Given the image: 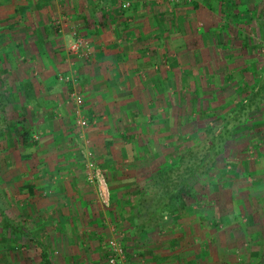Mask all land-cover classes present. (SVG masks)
Returning a JSON list of instances; mask_svg holds the SVG:
<instances>
[{
	"label": "crops",
	"instance_id": "obj_1",
	"mask_svg": "<svg viewBox=\"0 0 264 264\" xmlns=\"http://www.w3.org/2000/svg\"><path fill=\"white\" fill-rule=\"evenodd\" d=\"M86 1H81V5L88 6ZM115 2L117 0L97 1L101 11H104L102 20L99 19L103 27L109 28L107 24L111 15L108 10ZM131 2L132 7L126 9L128 13L120 14L118 18L112 17L111 24L116 23L117 28L112 26L114 30L108 31L98 26L101 28L97 31L98 35L93 39L92 35L86 36L93 43L89 46V42L85 41L90 48L82 47L80 54H74L70 50L71 53L60 51L56 44L57 32L50 10L54 0H0L1 112V104L6 103L0 117V148L3 151L0 153V184L3 189L0 190L6 200V207H0V214L6 216H3L5 221L0 227L3 230L15 226L21 234H27L28 230L33 233H41L43 229L51 230L49 233L57 230L60 235L56 238L52 234L49 241H43V238L39 239L29 232L32 238L18 240L24 247L18 253L10 252L7 248L9 244L17 245L18 241L9 240V244L0 242V264H43V246H48L51 251L53 264H59L62 249L64 262L67 263L77 260L89 264L93 261L92 257L99 261L98 247L102 249L104 246L107 250L109 241L108 238L104 239L103 231L109 229L113 234V226L120 228L113 215L127 211L124 205L118 208L119 196L126 204L127 199L136 198L138 187L134 184L140 180L144 182L158 169H154L155 161L152 158L148 169L142 168L145 165L143 161H146L145 153L137 155L136 163H133L139 165L137 169L131 167L133 164L129 163L130 160H125V163L113 158L110 154L115 147L113 141H116L109 133L111 125L103 126L102 122L98 128L90 125L85 134L91 139L95 152L96 149L100 150L97 151L102 157L100 164L110 174L111 204L104 209L97 186L87 179L81 147L83 137L78 133L75 104L70 97L73 88L82 90L86 100L83 112L91 118H122L127 112L128 117L133 113L137 118L138 104L146 102L150 108L156 105L159 97L154 98L151 89L154 91L157 81L164 78L169 81V77H164L165 73L169 76L171 69L177 70V76L186 81L190 69L199 68L197 62L201 61L212 42L205 40L203 45L196 46L187 41V45L183 43L184 35H187L183 33L185 25L178 22L177 26L169 25L172 27L170 31L164 25L160 29L154 18H161V15L153 14L146 7L148 0ZM194 2L198 7L203 5L210 14L209 0ZM82 17L85 24L91 21L86 13ZM83 32L86 34L88 30ZM210 32L211 29L207 28L200 34L206 37ZM93 45L96 51H93ZM85 51L90 54L96 52L92 55L93 61L84 58ZM229 66L227 68L232 67ZM73 73L78 76L76 83H67L60 78L61 75ZM187 80L194 81V78ZM137 81L144 82L145 86L140 89ZM135 94L140 97L138 101ZM131 97L133 101L130 102ZM129 104H133V107L130 108L132 105ZM23 119L38 142L36 146L20 140L23 137L19 135L25 131L19 124ZM94 127L96 129L93 131ZM162 129L155 133L160 134ZM122 139L126 146L128 142ZM157 165H161V162ZM116 183L132 184V188H124L135 190V194L119 189ZM15 205L16 208L11 207ZM115 209L118 210L113 213ZM13 213L17 217L15 225L7 222V219L13 222ZM167 227L153 237H147V240L160 246L169 236L166 235ZM35 245L41 247L38 255L24 252L28 246ZM69 250H72L71 256L75 257L69 256Z\"/></svg>",
	"mask_w": 264,
	"mask_h": 264
},
{
	"label": "rangeland",
	"instance_id": "obj_2",
	"mask_svg": "<svg viewBox=\"0 0 264 264\" xmlns=\"http://www.w3.org/2000/svg\"><path fill=\"white\" fill-rule=\"evenodd\" d=\"M81 1L85 0H54V4L51 5L52 16L65 19L61 32L55 28L57 32L55 41L60 51L69 52L71 42L76 36L84 42H89L88 45L91 46L93 43L88 41L86 36L92 35L93 39L98 35V29L107 28L110 31L114 30V27L117 28L116 23L111 24L112 17L128 13L126 9L131 8L133 5L131 1L135 0H117L111 5V9L108 10L111 15L107 24L109 28L100 24L99 19L104 11L102 12L97 5L98 0H87L85 3L88 6L81 5ZM194 1L148 0L147 2L146 7L150 8L153 14H160L163 18L162 20L157 16L156 19L154 18L159 28L164 25L171 30L172 27L169 25L177 26L179 22L185 25L183 33H187L184 35L183 43L191 41L190 45L193 42L196 46L203 45L205 40L207 43H212L201 61L197 62L199 68L190 69L187 75L188 79L194 78V81H189L187 78L186 81H182L176 74L177 70L172 69L169 76L164 74V77H169V81L165 78L163 81H157L154 91L153 88L151 89L154 98L159 97L153 108H150L146 102L141 103L142 105L138 104L137 118H134L133 113L128 117V112L124 117L121 116L122 118L114 116L108 120L101 118L99 120L96 116V123H92L96 128L99 127L100 122L103 126L111 125L109 133L116 143L113 141L112 145L115 147L110 148L112 149L110 155L119 161L127 163L125 160H130L129 163L133 164L136 163L137 155L145 153L146 161H143L145 164L142 166L143 169H148L152 159L155 161V170L162 164L170 162L174 156L199 143L213 124L221 122L225 113L230 112L247 96V92L251 91L250 84L258 75H262L264 37L258 25V12L256 13L262 0H231V2L209 0L211 5L208 11L211 15L204 10L203 5L198 7ZM228 1L230 8L226 10ZM127 3L129 5L125 7ZM83 13L91 19L86 22L87 24L82 21ZM207 28H210L211 32L204 37L200 32ZM86 29L88 33L84 34L83 30ZM82 47L87 50L90 48L86 43ZM212 49L214 51H211ZM93 51H96L95 47ZM85 53L84 58L93 61L92 55L94 56L96 52L90 54L85 51ZM137 83L140 89L145 86L142 81ZM151 91L148 90L153 98ZM134 96L137 97V101L140 99L139 95ZM133 97L130 102L133 101ZM129 105H132L130 108L133 107V104ZM159 109L163 111L160 112ZM95 127L92 128L93 131ZM159 128L163 129L157 135L155 132ZM122 138L128 142L126 146L123 145ZM91 147L95 152L94 145ZM97 151L98 149L95 152L96 159L101 162L102 157L98 155L100 150ZM2 152L0 148V153ZM219 160L211 175L202 178L196 184L201 202L194 205L195 213L187 215L177 223L169 221L166 231V235L169 236L165 244L162 240L161 244L157 242L160 246L152 244V240H147V237L136 238L132 234L133 225L138 217L136 210L142 180L134 184L137 185L136 188L138 187L136 198L127 199L126 204L122 196L121 199L119 196L118 208L124 205L127 211L116 212L113 215L115 223L120 228L113 226L115 230L112 231L113 234L109 229L103 231L105 235L103 237L108 240L119 237L123 241L127 255L124 264H264V109L261 114L252 117L246 125L240 126L238 133L229 143L226 158L222 156ZM160 162L161 165H157ZM138 166L131 165L134 169ZM106 174L110 179V174L108 172ZM127 174L130 175L128 171ZM116 185L125 192L135 194V190L124 188L126 186L132 188V184L116 183ZM0 189H3L1 184ZM1 193L0 190V207L5 208L6 200ZM109 206L103 207L106 209ZM11 207L16 208V205ZM15 216L14 213L11 216L14 225L17 222ZM3 220L4 217L0 214V224ZM10 227L11 229H1L0 242L9 244V240L17 242L23 237L30 238L32 234L39 239L43 238V241H49L52 234L56 238L60 237L57 230H52L51 233L48 229H43L41 233L28 230L27 234H21L15 226ZM91 247L94 250L100 249L97 252L99 261L96 257H92L93 263L90 261L89 264H109L106 259L109 253L108 244L107 250L104 246L102 249L100 246L98 248L89 246L90 249ZM7 248L10 252L18 253L24 247L18 241L17 245L9 244ZM24 252L38 255L41 247L28 246ZM71 252L72 250H69V256L75 257L71 256L73 254ZM59 253L61 256L58 258L59 264L80 263L77 260L64 262L63 249Z\"/></svg>",
	"mask_w": 264,
	"mask_h": 264
},
{
	"label": "trees",
	"instance_id": "obj_3",
	"mask_svg": "<svg viewBox=\"0 0 264 264\" xmlns=\"http://www.w3.org/2000/svg\"><path fill=\"white\" fill-rule=\"evenodd\" d=\"M261 2L260 8H256V13L258 12V25L264 37V0ZM226 8H230L229 1ZM250 87L251 91L247 92V96L230 112L225 113L221 122L213 124L199 143L174 156L170 162L162 164L156 172L145 178L140 186L138 217L132 230L136 238L151 235L153 237L162 231L169 221L177 223L187 215L195 213L194 205L201 202L196 189L197 182L211 175L222 156L226 158L229 143L238 133L240 126L246 125L264 109V67L262 75H258ZM1 107L4 112L6 103L3 102ZM3 112L0 110V117ZM26 122L25 119L19 121L25 130L19 135L23 137L20 140L36 146L38 142L33 138ZM7 222L13 223L9 219ZM50 254L49 248L43 246V264H53Z\"/></svg>",
	"mask_w": 264,
	"mask_h": 264
},
{
	"label": "built area",
	"instance_id": "obj_4",
	"mask_svg": "<svg viewBox=\"0 0 264 264\" xmlns=\"http://www.w3.org/2000/svg\"><path fill=\"white\" fill-rule=\"evenodd\" d=\"M129 4H125L127 7ZM64 20L60 18H53V24L59 31H62L64 27ZM84 40L81 38H76L70 45V51L72 53L80 54L81 48L84 45ZM61 80L67 83H76L78 76L76 74H66L60 76ZM70 97L75 104L76 112V126L78 133L83 137L82 155L85 165L87 179L90 183L95 184L98 189V195L100 201L109 206L111 204V187L108 176L105 169L101 166L99 161L96 159L95 152L91 147V139L85 134L86 129L92 124L96 123V117H89L83 112L84 106L86 104L85 95L82 90L78 88H73L70 91ZM109 253L107 260L109 264H124L126 262V250L123 241L117 238H111L108 242Z\"/></svg>",
	"mask_w": 264,
	"mask_h": 264
}]
</instances>
